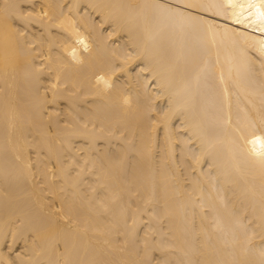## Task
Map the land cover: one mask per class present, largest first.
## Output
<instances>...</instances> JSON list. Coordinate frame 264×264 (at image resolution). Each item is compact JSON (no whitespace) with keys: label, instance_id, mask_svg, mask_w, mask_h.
Segmentation results:
<instances>
[{"label":"bare ground","instance_id":"bare-ground-1","mask_svg":"<svg viewBox=\"0 0 264 264\" xmlns=\"http://www.w3.org/2000/svg\"><path fill=\"white\" fill-rule=\"evenodd\" d=\"M0 264H264V0H0Z\"/></svg>","mask_w":264,"mask_h":264}]
</instances>
